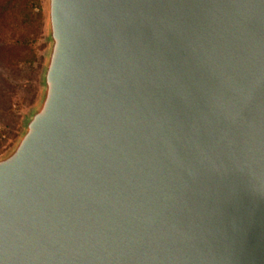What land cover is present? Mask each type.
<instances>
[{
	"label": "water",
	"instance_id": "water-1",
	"mask_svg": "<svg viewBox=\"0 0 264 264\" xmlns=\"http://www.w3.org/2000/svg\"><path fill=\"white\" fill-rule=\"evenodd\" d=\"M45 5L0 264H264V0Z\"/></svg>",
	"mask_w": 264,
	"mask_h": 264
},
{
	"label": "rangeland",
	"instance_id": "rangeland-1",
	"mask_svg": "<svg viewBox=\"0 0 264 264\" xmlns=\"http://www.w3.org/2000/svg\"><path fill=\"white\" fill-rule=\"evenodd\" d=\"M30 13L40 15L39 28L31 44L35 60L0 68V157L16 143L25 117L37 106L41 95L40 78L48 48L45 0H40V6L32 7ZM18 34L13 31L5 33L0 40H13Z\"/></svg>",
	"mask_w": 264,
	"mask_h": 264
},
{
	"label": "trees",
	"instance_id": "trees-1",
	"mask_svg": "<svg viewBox=\"0 0 264 264\" xmlns=\"http://www.w3.org/2000/svg\"><path fill=\"white\" fill-rule=\"evenodd\" d=\"M39 6L40 0H0V36L19 32L13 40H0V68L35 60L31 44L39 28L40 15L34 16L30 10Z\"/></svg>",
	"mask_w": 264,
	"mask_h": 264
}]
</instances>
